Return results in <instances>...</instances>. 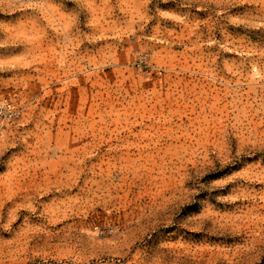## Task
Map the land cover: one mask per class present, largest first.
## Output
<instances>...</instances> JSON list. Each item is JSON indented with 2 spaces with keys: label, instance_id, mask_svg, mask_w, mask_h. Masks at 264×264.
Here are the masks:
<instances>
[{
  "label": "rangeland",
  "instance_id": "1",
  "mask_svg": "<svg viewBox=\"0 0 264 264\" xmlns=\"http://www.w3.org/2000/svg\"><path fill=\"white\" fill-rule=\"evenodd\" d=\"M0 100V264H264V0H0Z\"/></svg>",
  "mask_w": 264,
  "mask_h": 264
},
{
  "label": "built area",
  "instance_id": "2",
  "mask_svg": "<svg viewBox=\"0 0 264 264\" xmlns=\"http://www.w3.org/2000/svg\"><path fill=\"white\" fill-rule=\"evenodd\" d=\"M5 111V105H4V102H2L0 100V115H2V113ZM6 114H9L10 116H13L15 114V111H10Z\"/></svg>",
  "mask_w": 264,
  "mask_h": 264
}]
</instances>
